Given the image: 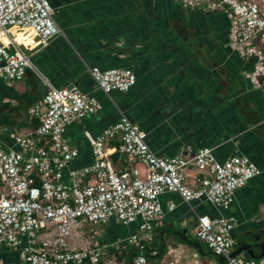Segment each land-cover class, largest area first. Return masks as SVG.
<instances>
[{
  "label": "crops",
  "instance_id": "0c3cea01",
  "mask_svg": "<svg viewBox=\"0 0 264 264\" xmlns=\"http://www.w3.org/2000/svg\"><path fill=\"white\" fill-rule=\"evenodd\" d=\"M47 2L63 36L41 47L27 30L11 28L8 32L25 50L36 72L25 70L19 81L0 79V147H13L12 136L37 125L28 110L46 91L45 80L56 89L74 86L101 107L97 114L85 116L65 130V139L78 153L69 164L71 169L92 161L84 133L99 136L116 123L118 112L146 134V143L158 158H189L203 147L212 149L217 162L244 156L260 173L234 192L226 210L201 201L191 202V207L199 216L233 220L232 250L245 243L256 255L264 238V90L253 87L249 80L253 56L230 41L229 12L188 7L184 0ZM84 65L100 70L127 69L135 83L126 93L113 92L107 99L94 87ZM112 156L109 159L115 171L135 167L141 172L132 159ZM185 174L191 182L195 171L188 166ZM158 202L163 215L144 244L149 261L223 264L196 241L193 217L176 194H162ZM168 203L174 205L170 212ZM183 229L187 240L193 237L198 243L200 253L167 233ZM134 230L135 225L122 226L113 220L99 227L92 241L105 252L97 264H131L134 249L119 245ZM86 238L85 232L80 239L68 238L66 244L80 248ZM160 239L165 245L162 250ZM238 258L252 260L244 252ZM0 264L23 262L19 252L0 245Z\"/></svg>",
  "mask_w": 264,
  "mask_h": 264
},
{
  "label": "built area",
  "instance_id": "2783aa9c",
  "mask_svg": "<svg viewBox=\"0 0 264 264\" xmlns=\"http://www.w3.org/2000/svg\"><path fill=\"white\" fill-rule=\"evenodd\" d=\"M184 3L229 12L230 41L253 56L249 80L253 87L264 90V0ZM10 28L29 31L41 47L63 36L47 0H0V79L6 82L19 81L25 70L36 72L25 50L8 35ZM84 70L107 99L113 92L126 93L135 83L127 69L100 70L84 65ZM42 84L46 91L28 110L37 125L12 136L13 147H0V245L19 252L23 264H97L103 249L94 246L92 239L96 227L109 220L135 225L123 240L135 250L131 264H176L149 261L144 245L163 215L158 197L165 193L176 194L188 207L194 238L211 254L223 258V264H264V254L256 260L229 257L234 245L230 237L233 220L199 216L191 207V202L201 201L226 210L234 192L260 173L246 157L233 155L217 162L212 149L203 147L189 158H158L149 149L146 134L118 112L116 123L99 136L84 133L92 161L71 169L69 164L78 153L65 139V130L85 116L97 114L100 104L74 86L56 89L45 80ZM115 154L132 159L141 172L135 167L115 171L109 159ZM188 166L195 171L191 182L185 174ZM166 209L170 212L174 205L168 203ZM85 232L87 240L82 247L67 246L68 238L80 239Z\"/></svg>",
  "mask_w": 264,
  "mask_h": 264
},
{
  "label": "water",
  "instance_id": "95a60500",
  "mask_svg": "<svg viewBox=\"0 0 264 264\" xmlns=\"http://www.w3.org/2000/svg\"><path fill=\"white\" fill-rule=\"evenodd\" d=\"M186 230L183 229L181 230V232H172V231H167V233L176 236L177 238H179V240L181 242H184L185 244H188L189 246H192L193 248H196V250L200 253L201 249L200 246L198 245V243L196 241H194V238L192 237V241H189L185 238V234H186ZM164 243L162 242V240L160 239V249L162 250L164 248ZM251 246L245 243L240 244L236 249L232 250L229 254V257H235L238 258L239 254L241 252H244L246 255H248V257L252 260H256L258 258H260L263 254H264V238L263 240L257 245V249H258V253L256 255L253 254L251 248ZM135 251V250H132ZM211 253V252H210ZM147 258H150V256H146ZM155 257V256H154ZM219 259V261L223 262V258L221 257H217Z\"/></svg>",
  "mask_w": 264,
  "mask_h": 264
},
{
  "label": "rangeland",
  "instance_id": "374dc122",
  "mask_svg": "<svg viewBox=\"0 0 264 264\" xmlns=\"http://www.w3.org/2000/svg\"><path fill=\"white\" fill-rule=\"evenodd\" d=\"M75 126H78V125L76 124ZM87 229H88V228H87ZM98 229H99V227H96V230H98ZM116 246H118V244H116ZM119 246H122L123 248H124V247H128V245H126V243H124L123 241L121 242V244H120ZM115 249H116V248H115ZM104 252H105V249L102 250V255H101V257L103 256ZM102 258H103V257H102Z\"/></svg>",
  "mask_w": 264,
  "mask_h": 264
},
{
  "label": "bare ground",
  "instance_id": "6f19581e",
  "mask_svg": "<svg viewBox=\"0 0 264 264\" xmlns=\"http://www.w3.org/2000/svg\"><path fill=\"white\" fill-rule=\"evenodd\" d=\"M10 29H11V28H10ZM10 29H9V30H10ZM9 30H8V32H9ZM3 38L6 40V42L3 40ZM1 41H2L4 44L7 43V39H6L4 36L1 37ZM15 42H16V41H15Z\"/></svg>",
  "mask_w": 264,
  "mask_h": 264
},
{
  "label": "trees",
  "instance_id": "16d2710c",
  "mask_svg": "<svg viewBox=\"0 0 264 264\" xmlns=\"http://www.w3.org/2000/svg\"><path fill=\"white\" fill-rule=\"evenodd\" d=\"M115 157V156H112V158Z\"/></svg>",
  "mask_w": 264,
  "mask_h": 264
}]
</instances>
